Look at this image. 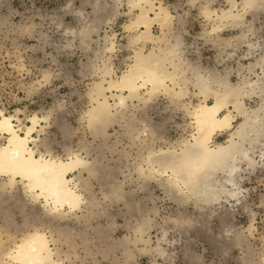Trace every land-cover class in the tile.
Segmentation results:
<instances>
[{
	"label": "rangeland",
	"instance_id": "rangeland-1",
	"mask_svg": "<svg viewBox=\"0 0 264 264\" xmlns=\"http://www.w3.org/2000/svg\"><path fill=\"white\" fill-rule=\"evenodd\" d=\"M237 1L241 17L222 22L215 15L229 0H154L173 14L167 39L180 42L186 72L168 83L169 92L142 88L120 109L122 92L102 95L98 87L119 80L138 48L139 31L129 26L139 9L130 0H0V111L22 128L42 118L41 140L32 143L38 155L77 154L96 169L77 176L86 205L76 213L48 212L21 182L11 192L0 189V264H13L5 255L33 231L46 233L62 264H264V130L247 146L254 163L239 162L228 185L235 194L210 205L170 186L171 173L152 165L162 151L192 138V112L205 99L191 84L193 71L235 84L243 76L264 82V16L254 20L264 7L244 11ZM152 29L163 35L159 24ZM166 43L141 45L147 52ZM186 83L190 88L177 98ZM263 95L252 91L247 107L257 108ZM106 97L114 115L102 125L89 111ZM229 137L219 132L212 144ZM6 140L0 136V145Z\"/></svg>",
	"mask_w": 264,
	"mask_h": 264
},
{
	"label": "bare ground",
	"instance_id": "bare-ground-1",
	"mask_svg": "<svg viewBox=\"0 0 264 264\" xmlns=\"http://www.w3.org/2000/svg\"><path fill=\"white\" fill-rule=\"evenodd\" d=\"M229 2L228 8L215 15L222 22L228 19L236 22L241 17L237 13L238 1ZM130 4L133 9H139L129 26L139 31L134 40L138 48L132 64L119 80L112 78L108 87H98L102 95L107 89L121 91L116 103L120 109L127 108L128 95L140 98L142 88L149 89L151 93L169 92L168 83L186 72L181 61L180 42L169 43L167 39L172 32L173 14L154 0H130ZM242 4L244 11L259 9L264 7V0H243ZM206 13L212 15L213 10L208 9ZM153 24L160 25L162 36L153 32ZM89 31L82 32L84 40ZM141 42L167 43L146 52ZM114 47V42H111L108 49L113 50ZM106 74L112 75V69L107 68ZM191 84L196 93L205 98L192 112L196 125L192 138L179 150L162 151L152 159V165H159L156 171L160 174L171 173L173 180L170 186L185 188L191 197L196 198L198 205H210L224 195L232 197L231 194H235L234 187L230 190L228 185L234 182L239 162L254 163L247 146L257 142L264 130V95L255 109L247 107L245 97L252 91L264 92V82L243 76L235 84L227 78L211 77L195 70ZM189 88L186 83L184 88L176 90L177 98L185 96ZM89 114L92 120L102 125L111 122L114 114L110 100L107 97L97 99ZM41 121L39 116H33L30 124L22 128L16 125L14 116L0 111V136L7 137L6 142L0 145V189L11 192L21 182L48 212L58 215L80 212L86 204L83 193L78 191L83 184L77 176L85 170L93 176L96 169L77 154L70 155L67 160L38 155L32 143L41 140L44 130ZM236 121L239 123L234 126ZM219 132H230V137L225 144L213 145ZM5 256L13 264H62L42 231L27 234Z\"/></svg>",
	"mask_w": 264,
	"mask_h": 264
},
{
	"label": "crops",
	"instance_id": "crops-1",
	"mask_svg": "<svg viewBox=\"0 0 264 264\" xmlns=\"http://www.w3.org/2000/svg\"><path fill=\"white\" fill-rule=\"evenodd\" d=\"M257 14V17H254V20L255 21H259V20H261L262 19V17L264 16V12L263 11H261V12H259V13H256ZM226 27H227V29H230L231 31H232V28L231 27H233V24H231V23H226V24H224ZM224 26V27H225ZM227 31H229V30H227ZM232 34H234V31L232 32ZM221 36H223V39L225 38L224 37V33H221ZM238 49V51H239V49L241 48V45H235V48L234 49ZM218 53H219V55L218 56H221V53L220 52H223V50H220V49H218V50H216ZM224 53V52H223Z\"/></svg>",
	"mask_w": 264,
	"mask_h": 264
}]
</instances>
